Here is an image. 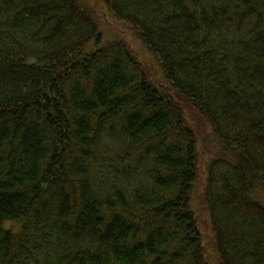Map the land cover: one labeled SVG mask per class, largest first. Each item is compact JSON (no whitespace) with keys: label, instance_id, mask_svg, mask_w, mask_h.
Instances as JSON below:
<instances>
[{"label":"trees","instance_id":"trees-1","mask_svg":"<svg viewBox=\"0 0 264 264\" xmlns=\"http://www.w3.org/2000/svg\"><path fill=\"white\" fill-rule=\"evenodd\" d=\"M0 264H264V0H0Z\"/></svg>","mask_w":264,"mask_h":264},{"label":"rangeland","instance_id":"rangeland-1","mask_svg":"<svg viewBox=\"0 0 264 264\" xmlns=\"http://www.w3.org/2000/svg\"><path fill=\"white\" fill-rule=\"evenodd\" d=\"M95 12L100 17V26L107 39L124 38L131 47L139 54L142 61L150 66H154L152 56L147 50L133 37L131 30L123 24L114 20L106 11L99 5L95 6Z\"/></svg>","mask_w":264,"mask_h":264}]
</instances>
